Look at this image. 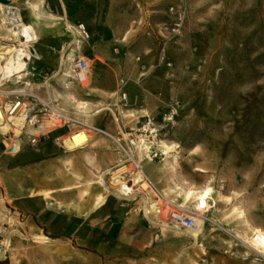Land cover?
I'll return each instance as SVG.
<instances>
[{
  "label": "rangeland",
  "instance_id": "374dc122",
  "mask_svg": "<svg viewBox=\"0 0 264 264\" xmlns=\"http://www.w3.org/2000/svg\"><path fill=\"white\" fill-rule=\"evenodd\" d=\"M68 4L81 10L64 25L59 13ZM12 5L34 30L37 51L52 61V90L37 93L120 145L91 133L84 147L67 149L62 142L68 132L58 130L36 147L22 146L13 159L22 155L29 177L44 171L46 179L60 182L55 195L45 198L60 194L58 204L81 212L93 210L98 195L124 198L132 194L128 178L136 175L130 156L176 204L182 205L187 191L214 190V209L198 232L160 230L172 237L163 238L168 245L159 264H264V256L241 242L254 229L264 231V0H13ZM76 20L87 37L76 29L80 24L73 25ZM76 59L90 61L83 84L66 79ZM0 138L4 150L11 143ZM105 170L103 184L111 193L97 183ZM113 173L128 186L113 184ZM68 186L74 187L66 191ZM123 202L139 208L138 198ZM0 243L6 250L0 264H101L3 206Z\"/></svg>",
  "mask_w": 264,
  "mask_h": 264
},
{
  "label": "built area",
  "instance_id": "2783aa9c",
  "mask_svg": "<svg viewBox=\"0 0 264 264\" xmlns=\"http://www.w3.org/2000/svg\"><path fill=\"white\" fill-rule=\"evenodd\" d=\"M12 3L13 0H8V4L0 3V77L3 74V67L10 47H16L18 55L23 54L20 59L25 66L23 72L18 76L14 75L0 90V136L11 143L7 147V151L16 153L22 146L36 147L50 134L58 130H67L68 138L78 133H84L87 138L91 133L106 135L118 145L119 140L107 132L76 120L58 104L52 100H46L37 93L39 89H44L47 93L51 92V83L55 72L40 71L42 57L36 49L38 42L36 34L32 31L26 33L27 25L22 21L18 8ZM76 29L87 37L82 24L78 25ZM12 33L16 34L13 40L5 38ZM58 54L61 66V63L64 62L65 45L60 46ZM65 60H68L67 56ZM89 72L90 61L76 59L72 61V65L67 70L66 79L83 84L87 81ZM118 86V102L122 103L126 101V94L121 92L122 86H124L123 80H120ZM28 87L31 89L36 87V91L28 90ZM16 142H18V150L15 152ZM87 143L88 140L74 148H82ZM129 162L133 164L136 170V175L127 180L131 185L128 186V183L125 182L132 190V194H125L124 198L118 199L133 201L138 198V210L146 219H151L149 222L151 225L156 226L159 230L164 229L169 232L178 229L190 236L189 232L202 228L204 223L209 221L207 218L209 212L203 215L197 214L192 209L181 207L180 204L164 198L148 177L139 174V172H143L130 157ZM137 175L141 176L139 181H137ZM151 202L155 204L153 210L149 209Z\"/></svg>",
  "mask_w": 264,
  "mask_h": 264
},
{
  "label": "crops",
  "instance_id": "0c3cea01",
  "mask_svg": "<svg viewBox=\"0 0 264 264\" xmlns=\"http://www.w3.org/2000/svg\"><path fill=\"white\" fill-rule=\"evenodd\" d=\"M7 2L0 0L3 4ZM80 10L68 4L61 8L60 20L64 25H71L72 21L68 17ZM76 24L81 23L76 20L73 25ZM37 52L43 59L40 71L49 70L52 61L46 60L48 58L42 51ZM1 142L0 138V208L3 206L13 215H21L26 218V223L33 222L38 232L54 240L74 243L77 250L90 261L96 257L101 264L161 263L160 251L168 245L162 243L163 238L172 236L167 234L163 237L162 232L149 223L151 219H146L136 206L130 207L119 199L107 200L105 196L98 195L97 198H103L102 202L98 204L96 198L91 207L93 210L81 212L80 207L69 208L65 201L66 205L58 204L57 200L63 199L60 194L56 193V199L51 198L49 201L45 194L52 192L55 195L53 188L59 186L60 182L46 179L44 171L31 173L29 177L28 168L20 165L22 155L13 159L16 153H9L6 147L2 150ZM87 162L90 163V160ZM106 173L107 170L100 175ZM73 187L68 186L65 190L71 191ZM64 198L67 199L66 196ZM173 242L177 245L183 243L182 240L170 241L171 244ZM182 249L179 255L181 258Z\"/></svg>",
  "mask_w": 264,
  "mask_h": 264
},
{
  "label": "bare ground",
  "instance_id": "6f19581e",
  "mask_svg": "<svg viewBox=\"0 0 264 264\" xmlns=\"http://www.w3.org/2000/svg\"><path fill=\"white\" fill-rule=\"evenodd\" d=\"M67 29L70 30V28H68V27H67ZM25 30H26V33H29V31L34 32V30L28 26L25 28ZM12 35H13V37L16 36L15 33H12ZM7 55H8V57L6 58V63L3 67V74L0 77V88H2V86L4 85V82L11 80V78L14 75L18 76V74L23 72L24 66H25L24 63L20 59V56L23 54L21 53L18 55V50L16 47H14V48L10 47V49L7 52ZM87 140H88V138H87V136H85L84 133H78V134H74L73 136H71L67 140L63 141L62 143L64 144L63 146L66 147L67 149H72L74 147L79 146L80 144H82L83 142H85ZM144 149L146 150V153H147L148 147L145 146ZM17 150H18V142H16V144H15V152ZM135 164H137V163L135 162ZM114 174L115 173H113V175H112L114 177H111L113 180V184L122 185L121 187L126 188L125 184L122 182V180L121 179L119 180V177L115 176ZM139 174L141 175V172ZM140 179H141V176H140ZM97 183L102 188H104L105 191L110 192L108 190V188H106L103 184V175H100L98 177ZM143 187H145V184H143ZM162 196L164 198H166L165 195H162ZM213 196H214V190L212 188H209V187H206V188L198 190V191H187L182 196L183 203L180 206L181 207H187V208L195 211L197 214L203 215L204 213L209 212L210 209L211 210L214 209V206L210 208V205L212 203H214ZM102 200H103V198L99 196L97 198V203L100 204L102 202ZM154 206H155V204L153 202H151L149 209L153 210ZM198 223H200V222L198 221ZM198 231H199V228L195 230V232H198ZM175 233L180 234V231L178 229H175ZM234 238H236L239 241L241 240L238 235H235ZM193 239H194V236H193ZM44 240H47V238H44ZM241 242L243 244L247 245L249 247V249L254 251L256 254H258L260 256H264V231H261L259 229H254L253 233L251 234V237L250 238L243 237V240H241Z\"/></svg>",
  "mask_w": 264,
  "mask_h": 264
},
{
  "label": "water",
  "instance_id": "95a60500",
  "mask_svg": "<svg viewBox=\"0 0 264 264\" xmlns=\"http://www.w3.org/2000/svg\"><path fill=\"white\" fill-rule=\"evenodd\" d=\"M6 259V250L0 243V262H3Z\"/></svg>",
  "mask_w": 264,
  "mask_h": 264
}]
</instances>
